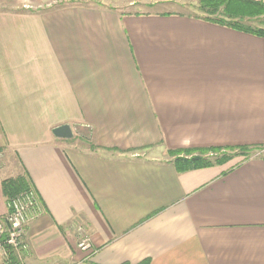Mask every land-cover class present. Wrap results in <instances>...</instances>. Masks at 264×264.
Masks as SVG:
<instances>
[{"label":"crops","instance_id":"1","mask_svg":"<svg viewBox=\"0 0 264 264\" xmlns=\"http://www.w3.org/2000/svg\"><path fill=\"white\" fill-rule=\"evenodd\" d=\"M101 1L0 0V218L22 177L25 264H264V158H168L264 147V38L185 11L201 0Z\"/></svg>","mask_w":264,"mask_h":264},{"label":"trees","instance_id":"2","mask_svg":"<svg viewBox=\"0 0 264 264\" xmlns=\"http://www.w3.org/2000/svg\"><path fill=\"white\" fill-rule=\"evenodd\" d=\"M220 1L225 0H201V4L203 5H212L213 2L218 3ZM226 11L230 16L233 17H252L257 16L264 13V3L254 2V1H245V0H226ZM210 20V19H209ZM214 23L226 25L236 30H240L246 33H251L264 38V31L261 29H254L248 26H242L238 24H223L221 21H213ZM263 146H241V147H226V148H210V149H202L197 150L201 155H205L207 153L219 152L221 150H238L240 154L247 157L253 150H261ZM193 151V150H192ZM190 150H186L185 153L192 152ZM170 154L176 155L174 158V164L177 167L178 171H187L198 168L211 167L215 165H222L227 162L233 155H222L220 157H215L211 159L210 157H202V156H194L191 158L179 157L176 152H169ZM29 188L27 182L22 177L15 179H7L3 181V193L7 199L12 196L21 193Z\"/></svg>","mask_w":264,"mask_h":264},{"label":"built area","instance_id":"3","mask_svg":"<svg viewBox=\"0 0 264 264\" xmlns=\"http://www.w3.org/2000/svg\"><path fill=\"white\" fill-rule=\"evenodd\" d=\"M6 208V214L0 218V264H24L23 254L28 250L24 230L39 213V202L34 191L28 188L7 199ZM78 248L89 250L87 238L78 243Z\"/></svg>","mask_w":264,"mask_h":264},{"label":"rangeland","instance_id":"4","mask_svg":"<svg viewBox=\"0 0 264 264\" xmlns=\"http://www.w3.org/2000/svg\"><path fill=\"white\" fill-rule=\"evenodd\" d=\"M72 2H76L80 4L95 5V4H100L102 1L101 0H72ZM227 2L228 1L225 0V1H220L218 3L213 2L212 5L200 4V6L198 8H195L194 10H185V11L193 15H198V16H201V17L213 20V21H221L223 24H238L242 26H248L254 29H261L264 31V13L257 15V16L255 15L252 17H247V16H244L242 18L233 17V16H230L225 10ZM222 155H233L227 162L222 164V165L226 164L228 167L232 168L238 165L239 163L249 160V159H255V158L263 159L264 158V147H262L261 150L260 149L253 150L252 152H250L249 155H247V157L240 154L238 150H234V151L233 150H221L219 152H214V153L211 152L205 155H201V153L197 151H192L190 153H185V151H183L182 153L177 154V156L185 157V158H191L194 156H202V157H210L211 159L215 157H220ZM169 156L170 157L168 158L170 159H173L176 157V155L170 154V153H169ZM7 161H6L5 156L0 155V170L5 171L6 176L13 177L15 175L14 166L12 163L7 164L8 163ZM76 232L78 234L77 238L79 239L78 243L86 239L81 226H77ZM78 243H77V247H78ZM83 252H86V251H83ZM22 261L25 264L24 259Z\"/></svg>","mask_w":264,"mask_h":264},{"label":"water","instance_id":"5","mask_svg":"<svg viewBox=\"0 0 264 264\" xmlns=\"http://www.w3.org/2000/svg\"><path fill=\"white\" fill-rule=\"evenodd\" d=\"M52 133L57 138L69 139L72 137V131L68 125L58 126L52 130Z\"/></svg>","mask_w":264,"mask_h":264}]
</instances>
